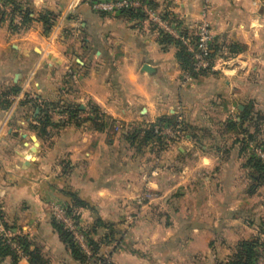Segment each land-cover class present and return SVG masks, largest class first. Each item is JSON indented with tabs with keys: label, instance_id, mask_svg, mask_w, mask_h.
I'll return each mask as SVG.
<instances>
[{
	"label": "crops",
	"instance_id": "obj_1",
	"mask_svg": "<svg viewBox=\"0 0 264 264\" xmlns=\"http://www.w3.org/2000/svg\"><path fill=\"white\" fill-rule=\"evenodd\" d=\"M92 1L17 0L31 11L24 28L0 17V238H24L47 264H81L51 217L73 193L89 205L78 213L83 227L100 219L120 233L112 246L101 242L113 264H227L210 257L208 234L226 232L229 220L253 232L256 221L241 222L237 162L218 160L207 138L217 121H239L234 112L247 98L264 107V0H148L177 31L191 35L206 22L217 61L234 45L250 65L245 74L197 78L182 70L177 48L162 43L151 19L96 13ZM44 13L56 17L49 36ZM145 65L156 73L143 72ZM40 108L50 120L43 133ZM61 112L70 119L62 122ZM177 118L190 133L169 152L171 181L125 135ZM208 172L211 181L202 177ZM17 253L0 264H30L22 248Z\"/></svg>",
	"mask_w": 264,
	"mask_h": 264
},
{
	"label": "rangeland",
	"instance_id": "obj_2",
	"mask_svg": "<svg viewBox=\"0 0 264 264\" xmlns=\"http://www.w3.org/2000/svg\"><path fill=\"white\" fill-rule=\"evenodd\" d=\"M243 106L250 112V117L244 124L240 122L243 112L245 111ZM234 114L238 115V119H240L239 121H235L237 126H231V124L234 123V121H232L233 119L230 120L227 118V121L223 123V125L217 121L215 127L210 128L213 132V136H209L207 139L210 140V148L213 149L212 153L218 156V160L237 162L235 168H233L235 169L234 177L236 178L234 187L236 193L241 194L246 200L242 202L244 204L242 207L244 217L240 220L245 226L248 225L247 222L244 223L245 221L250 220L251 223V220H255L256 222L254 225L256 230L254 231L253 229V232H251L248 231L246 227H243V225H234L231 220L227 221L226 224L229 225V228H227L226 232H213L208 234V242H210L211 250L209 254L210 257L212 256L214 259L218 260L219 263H227L240 243L258 241L260 246L256 249L258 255L255 264H264V248L261 246V244H264V181L260 179V174L252 168L253 165L251 163L258 158L257 152L259 150L262 149L264 151V107L260 104H254L252 100H248L247 98V100L244 101V105L242 104L240 109H236ZM230 117L233 118L232 115ZM184 131V134L190 133L186 125ZM223 132H228V135L225 136ZM198 138L199 137H197V139ZM185 140L184 138L177 144H171L168 148H165L159 140H153V142L144 146H141L143 144L138 140L136 146L139 147V150H135L139 155H144L146 162H152L159 165L160 169H164L167 174H162V176L169 177L171 175L170 180L172 181V154L169 152H172L173 147L180 146ZM230 171H232V169L225 170L224 175L221 177L222 179L219 180V184L225 182V178L228 177ZM208 173H205L202 177L207 176L209 181H211L213 176L215 178V175L210 176L212 173ZM198 178L199 177H197V179ZM212 183L213 184L210 185L211 189L216 190V181ZM235 206L240 205L235 204ZM51 214L53 218V209ZM253 214L255 218L252 217ZM208 218L209 217L201 218L200 220L202 222H207L209 220ZM83 228L85 229L86 227ZM85 230L88 231L89 228ZM102 233L106 234L107 232L102 231L101 234ZM101 237L102 236L99 235L96 239L101 240ZM117 238L119 239V237ZM112 245V243L109 244V246ZM230 246L231 248H229ZM106 254H102L101 251L102 256Z\"/></svg>",
	"mask_w": 264,
	"mask_h": 264
},
{
	"label": "trees",
	"instance_id": "obj_3",
	"mask_svg": "<svg viewBox=\"0 0 264 264\" xmlns=\"http://www.w3.org/2000/svg\"><path fill=\"white\" fill-rule=\"evenodd\" d=\"M5 3H9L13 6V11L16 13H19L22 16V28L26 27L29 23L32 22L31 18V11L30 10H22L19 7V3L17 0H3ZM148 2V0H144ZM149 4V2H148ZM150 5V4H149ZM118 15L125 16L129 18H144L145 16L131 11V10H125L120 12ZM56 17L53 16L50 13H44L40 16L39 21L44 26V34L46 36H49L50 33L53 30L54 24H55ZM162 43L167 45H174L177 48V59L181 64L182 70L189 75L192 78H197L202 75H207L214 72H195L193 67V61H192V55L187 51V49L181 44V42L178 39H175L174 37H171L169 35H165ZM220 48L216 47L213 43L212 45V51L213 53L209 56L211 60H217L218 58V52ZM222 50V49H221ZM230 56L225 57L224 59H230L233 57H236L240 53V48L234 45H231L228 47ZM40 111L42 112L44 116V120L42 121L44 124L43 129L41 132L43 133L45 131V127L49 123V118L47 116V112L42 110L40 108ZM80 110L78 108H75L73 110L72 114L79 113ZM77 117V115L72 116ZM250 117V112L245 109L243 112V116L240 120L242 124H244L248 118ZM171 124L174 125V120H160L157 124ZM156 125H150L143 129L141 128H135L131 132H128L125 135L126 142L133 147L136 150H139V147L136 146V142L138 140L141 141V143L144 146L146 144H149L153 142V140H159V142L162 144L161 139L156 136L154 133ZM232 127L237 126V123L234 122L231 124ZM185 128V124H182L181 130L183 132ZM252 168L256 170L258 174H260V179L264 181V161L257 158L253 160L252 162ZM69 197L71 198L72 204H70L68 207H66V211L68 215L73 218L76 221H79V211L88 209L89 205L85 201L81 200L76 194L70 193ZM52 225L56 232L59 234L62 241L66 244L68 251L70 252L71 256L74 258V260L78 261L81 264H89L94 263V260L102 259L101 255V242H106L108 244L114 242L116 240V237L120 234L115 229V226L112 224H107L103 222L100 219H97L95 224L89 228L88 234L90 235L89 238V245L91 248V251L93 253V257L89 258L87 254L82 250V248L77 244V242L74 240L72 234L66 230V228L63 226L62 223L57 221L55 218H52ZM102 231H106V234H101ZM101 235L102 239L97 240L96 237ZM9 240L15 241L23 251V255L28 257L30 264H47L46 261L42 258L40 252L37 250L30 251L29 246L27 244V241L24 238H15V239H8L5 237L0 238V257H12L15 260H18L20 257V254L17 253L15 249H13L10 244L8 243ZM260 246L258 241H251V242H242L240 243L233 253L230 260L227 262V264H255L256 258H257V248ZM261 246L264 248V244H261ZM110 264H113L110 263Z\"/></svg>",
	"mask_w": 264,
	"mask_h": 264
},
{
	"label": "built area",
	"instance_id": "obj_4",
	"mask_svg": "<svg viewBox=\"0 0 264 264\" xmlns=\"http://www.w3.org/2000/svg\"><path fill=\"white\" fill-rule=\"evenodd\" d=\"M92 10L96 13L102 14H119L125 10H131L144 15L145 17L151 19L155 24H157L162 30L164 35H171L175 39H178L181 44L187 49V51L192 55L193 67L195 72H226L230 71L235 74H245L250 70V65L246 60L240 56H236L227 60H211L209 56L213 53L212 45L214 43V38L211 30L206 22H202L196 29V31L191 34H185L181 31L172 29L166 20L156 15L152 10L148 2L144 0H96L90 3ZM0 17L4 19L12 20L13 25L17 27L22 26V16L19 13L13 11V6L9 3H5L0 0ZM14 95H9L6 100L9 102L14 100ZM51 115L53 112L50 113ZM62 122H66L70 119V114L61 112L60 113ZM183 124L182 118H177L174 125L156 124L154 133L161 139L162 145L165 148L171 146V144H177L182 139L187 138V134L181 130ZM183 133V135H182ZM257 157L264 161V151L261 149L257 152ZM53 218L63 224V226L68 230L77 244L82 248V250L87 254L89 258L93 257L89 245L90 235L86 231L79 221L71 218L66 207L62 205L53 206ZM10 246L21 253L20 246L12 240H9ZM112 259L108 255L102 256V259L94 260L93 264H110ZM92 264V263H89Z\"/></svg>",
	"mask_w": 264,
	"mask_h": 264
},
{
	"label": "water",
	"instance_id": "obj_5",
	"mask_svg": "<svg viewBox=\"0 0 264 264\" xmlns=\"http://www.w3.org/2000/svg\"><path fill=\"white\" fill-rule=\"evenodd\" d=\"M143 72H146L149 75H154L156 73V70L151 68V66H149V65H145L143 68Z\"/></svg>",
	"mask_w": 264,
	"mask_h": 264
}]
</instances>
